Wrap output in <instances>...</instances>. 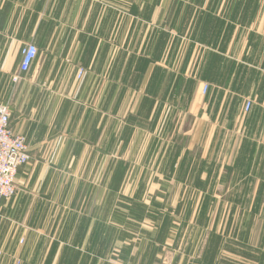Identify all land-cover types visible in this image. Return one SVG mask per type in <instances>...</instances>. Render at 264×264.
Returning a JSON list of instances; mask_svg holds the SVG:
<instances>
[{
    "label": "crops",
    "instance_id": "1",
    "mask_svg": "<svg viewBox=\"0 0 264 264\" xmlns=\"http://www.w3.org/2000/svg\"><path fill=\"white\" fill-rule=\"evenodd\" d=\"M10 95L0 264H264V0H0Z\"/></svg>",
    "mask_w": 264,
    "mask_h": 264
},
{
    "label": "built area",
    "instance_id": "2",
    "mask_svg": "<svg viewBox=\"0 0 264 264\" xmlns=\"http://www.w3.org/2000/svg\"><path fill=\"white\" fill-rule=\"evenodd\" d=\"M35 56L36 49L33 45H27L21 50V72H26L29 69ZM81 75L82 71L79 70L78 77ZM206 91L207 86H203L202 93L204 94ZM250 108L251 103L245 102L244 111L248 112ZM29 159L25 137L14 133L11 129L9 106L0 104V200H10L15 196V175L20 167L28 164Z\"/></svg>",
    "mask_w": 264,
    "mask_h": 264
},
{
    "label": "rangeland",
    "instance_id": "3",
    "mask_svg": "<svg viewBox=\"0 0 264 264\" xmlns=\"http://www.w3.org/2000/svg\"><path fill=\"white\" fill-rule=\"evenodd\" d=\"M14 84V83H13ZM15 85V84H14ZM11 86H12V84H11ZM11 88V87H10ZM4 104H7L10 108H11V95L10 96H8V97H6L5 99H4ZM164 136H166V134L164 135ZM170 136V135H169ZM29 163V162H28ZM217 195H219V194H217Z\"/></svg>",
    "mask_w": 264,
    "mask_h": 264
}]
</instances>
